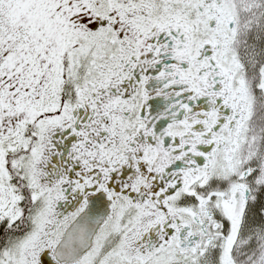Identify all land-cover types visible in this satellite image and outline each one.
<instances>
[{
  "label": "snow or ice",
  "instance_id": "obj_1",
  "mask_svg": "<svg viewBox=\"0 0 264 264\" xmlns=\"http://www.w3.org/2000/svg\"><path fill=\"white\" fill-rule=\"evenodd\" d=\"M0 264H264V0H0Z\"/></svg>",
  "mask_w": 264,
  "mask_h": 264
}]
</instances>
